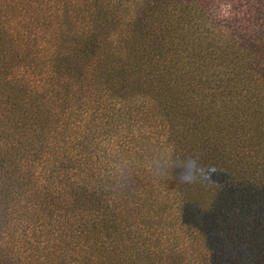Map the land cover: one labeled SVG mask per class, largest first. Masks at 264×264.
I'll return each mask as SVG.
<instances>
[{
    "label": "trees",
    "instance_id": "obj_1",
    "mask_svg": "<svg viewBox=\"0 0 264 264\" xmlns=\"http://www.w3.org/2000/svg\"><path fill=\"white\" fill-rule=\"evenodd\" d=\"M0 264H264V0H0Z\"/></svg>",
    "mask_w": 264,
    "mask_h": 264
},
{
    "label": "clouds",
    "instance_id": "obj_2",
    "mask_svg": "<svg viewBox=\"0 0 264 264\" xmlns=\"http://www.w3.org/2000/svg\"><path fill=\"white\" fill-rule=\"evenodd\" d=\"M167 163L168 162H165L164 164H157V169L161 172V174L164 170H166ZM179 166L182 169L180 178L185 182L195 181L198 178V174L202 172V167L197 163L195 159H188L186 161H183Z\"/></svg>",
    "mask_w": 264,
    "mask_h": 264
}]
</instances>
